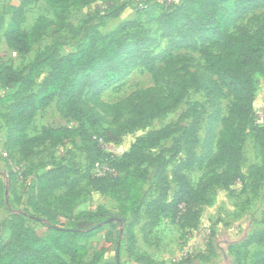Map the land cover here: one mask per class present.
<instances>
[{
	"label": "rangeland",
	"instance_id": "374dc122",
	"mask_svg": "<svg viewBox=\"0 0 264 264\" xmlns=\"http://www.w3.org/2000/svg\"><path fill=\"white\" fill-rule=\"evenodd\" d=\"M183 1L86 0L62 11L59 3L48 4L44 0H0V64L23 75L41 52L53 50L52 61L57 60L74 52L88 31L105 35L123 22L135 24L115 37L125 38L123 44L129 46L118 54L113 66L133 54L127 69L106 86H101L104 68L96 70L86 78L80 93L84 105L99 120L93 127L85 123L89 133L109 135L106 130H110L120 136L117 141L104 142L99 154L97 151L89 153L88 145L78 136H69L58 145L36 146L31 155L24 156L10 141V124L4 118L12 101L4 102L3 98L17 92L19 84L0 87L1 244L8 241L9 218L20 212H27L26 222L39 236L47 234L48 228L43 223L46 217L28 207V202L38 191V176L57 166L68 180H78L75 184L82 197L73 213L98 214L91 222L99 223L101 229L81 241L87 248L82 264L106 261L116 264H257L254 255L264 251V242L248 244V241L264 228V177L255 181L250 171L263 161L256 149L252 128L264 124V72L256 67L248 71L253 111L239 124L237 162L241 176L229 184L217 179L224 166L215 158L235 97L224 76L211 70L199 51L202 45L213 54L220 53L222 41L217 35L195 29L194 15L177 20ZM245 6L243 4L240 11L225 12L226 32L243 42H253L264 34V6L249 10L244 9ZM14 7L21 8L20 27L33 34L32 45L23 54L13 51L4 39ZM149 8H155L150 15L146 13ZM223 8L220 5L215 10L220 12ZM171 20L176 21L173 26L168 23ZM188 27L192 30L187 31ZM185 32L197 39L195 48L183 41ZM249 36L253 37L246 41ZM138 49L147 52V58L138 57ZM152 58L157 71L155 77L143 64ZM52 61L38 68L23 95L40 90ZM259 63L264 65V52ZM56 102L57 97L34 114L25 129L27 137L36 135L42 127H79L77 118L60 114ZM155 107L161 109L159 115L139 125L120 128L143 108ZM162 130L165 137L152 145L138 146L140 157L124 155L136 140L145 138L149 132ZM145 156L151 157L154 164ZM105 158L111 159L119 172L113 180H97L94 176L96 166ZM181 161L190 162L182 173L192 188L199 187V194L194 197L198 200L195 212L189 219L194 220L196 216L193 228H181L179 225L184 221L176 223L171 211L168 215L160 213V208L170 203L178 190L172 172ZM160 178L164 183H158ZM164 184L168 186V193L164 202L155 208L153 204ZM64 189H57L53 194L61 196ZM186 197L191 203L194 201ZM50 204L52 215L58 214L55 216L57 226H74L64 214L60 215L52 202ZM152 207L153 216H157L153 226L148 224V211ZM108 218L121 221L115 219L100 224ZM130 237L134 247L131 256L126 252ZM1 249L8 252L7 245ZM141 257L150 262L142 263Z\"/></svg>",
	"mask_w": 264,
	"mask_h": 264
},
{
	"label": "trees",
	"instance_id": "16d2710c",
	"mask_svg": "<svg viewBox=\"0 0 264 264\" xmlns=\"http://www.w3.org/2000/svg\"><path fill=\"white\" fill-rule=\"evenodd\" d=\"M44 1L48 4L59 3L62 7L61 10L64 11L69 6L81 4L82 1L86 0ZM243 4H246L244 9L249 10L264 6V0H184L177 16V20L188 19L193 15L196 16L194 21L195 29L217 35L218 40L222 41L220 53L213 54L202 45L199 51L207 62L208 67L224 76L235 97L232 111L226 119L225 133L219 142L218 153L215 158L217 163L221 162L224 166L223 171L217 175V179L229 184L234 183L235 179L241 176L237 162L239 124L249 117L253 111L251 79L248 71L256 67L264 72V65L259 63V58L264 52V34L253 42H243L240 38L226 32L225 19L227 17L225 12L227 10L232 12L240 11ZM220 5H223L224 8L217 12L215 8ZM154 9L149 8L146 13L150 15ZM21 17V8L14 7L10 24L4 33V39L7 46L13 51L23 54L31 47L33 34L20 27ZM160 18L162 19L163 16H160ZM175 22V20H171L168 23L173 26ZM134 26L135 24L132 21L123 22L114 31L105 35L96 33L93 30L88 31L84 35V40L74 52L57 60L52 61L53 50L41 52L30 62L28 73L25 75L21 72H15L9 66L0 64V87L19 84L17 92L4 96L3 101H12L7 107L4 118L10 124L9 139L20 148V153L24 156H29L36 146L43 144L58 145L69 136H78L85 145H88L89 153L97 151L99 154L101 146L99 139H102L103 142H113L119 139V134H113L110 130H106L109 135H92L89 133L85 123H88L89 127H93L99 120L97 115L84 105L80 93L83 90L86 78L96 70L104 68V78L101 86H106L127 69L130 61L134 58L133 54L126 55L122 61L117 62L116 66H113L118 54L125 51L129 46V44H123L126 41L125 38L119 37L116 39L115 37L121 31ZM186 30L190 31L192 27H188ZM187 33L185 32L183 41L188 46L195 48L198 42L197 39ZM252 37L249 36L246 41H249ZM136 54L138 57L146 56L147 58L148 56L147 52L140 49L137 50ZM164 55L167 58L170 57L169 53L164 52ZM49 61H52L50 73L40 90L23 95L25 88L33 81V76L38 68ZM152 61L153 58L143 64L155 77L157 75L156 65ZM136 95L140 96L141 94L136 93ZM55 97H57L56 108L60 114L77 118L80 123L79 127H42L36 135L27 137L25 129L30 124L34 114L49 104ZM160 111L159 107L143 108L137 116L124 121L120 128L126 129L139 125L149 118L159 115ZM236 124L238 125L237 128ZM252 131L256 149L263 158L262 164L252 168L250 171V175L256 181L264 177V124L262 126H254ZM163 137H165L163 130L149 132L145 138L136 140L129 152L124 155L128 158L140 157L141 155L137 151L139 145H152ZM145 157L150 164H154V160L151 157ZM101 160L114 167L116 175H94L95 178L97 180L115 179L119 173L117 167L109 158ZM189 163V161H181L175 166L172 177L177 183L178 190L173 195L171 202L164 204L160 208V213L164 215H168L169 211H171V217L176 223L184 221V223L179 225L181 228H193L196 226V216L193 218L194 220L189 219H192L191 217L195 212L194 207L198 200H195L194 197L199 194V187L196 189L192 188L186 176L182 173L189 166ZM159 167L156 175L159 173ZM59 169L60 167L56 166L38 176V191L34 195L32 194L28 202V207H31L34 211L41 212L46 217L43 223L48 228L47 234L39 236L35 228L27 224V212L12 215L7 222V244H1L0 242V264H82V260L87 254V248L81 241L101 229L98 225L99 223L92 224L91 222L98 214L87 211L79 214L73 213L77 202L82 197L81 190L75 184L78 180H68L66 176L60 174ZM160 169H162V166ZM158 183H164L163 179L160 178ZM62 187L65 188L63 195L55 196L53 194L54 191ZM160 189V196L153 204L156 206L155 208H158L159 203L164 202L168 193L166 184ZM186 196L191 199L194 198V201L191 203ZM50 202H52L54 208L58 209L57 211L61 213L60 215L64 214V217L70 223H74L73 227L66 228L56 225L55 216H58V214L54 213L52 215ZM152 210L153 207L148 211V216H150L148 224L151 226L157 223V216H153ZM40 221L43 220L40 219ZM263 242L264 228L260 232L253 234L248 244H260ZM127 243L126 252L131 256L134 249L131 237L128 238ZM6 245L8 252L5 253L1 248H6ZM254 256L257 264L264 262V251H258ZM139 260L142 263L150 262L148 258L143 257L139 258ZM101 264L116 263L106 261Z\"/></svg>",
	"mask_w": 264,
	"mask_h": 264
},
{
	"label": "built area",
	"instance_id": "2783aa9c",
	"mask_svg": "<svg viewBox=\"0 0 264 264\" xmlns=\"http://www.w3.org/2000/svg\"><path fill=\"white\" fill-rule=\"evenodd\" d=\"M99 142H100L101 146L104 143L102 139H99ZM105 174L116 175V171H115L114 167L110 166L106 162H103L102 164L96 166L95 175L96 176H102Z\"/></svg>",
	"mask_w": 264,
	"mask_h": 264
},
{
	"label": "water",
	"instance_id": "95a60500",
	"mask_svg": "<svg viewBox=\"0 0 264 264\" xmlns=\"http://www.w3.org/2000/svg\"><path fill=\"white\" fill-rule=\"evenodd\" d=\"M115 219L118 220V221H121L119 218H108V219L104 220L103 222H101L100 224L108 223V222H111V221H113Z\"/></svg>",
	"mask_w": 264,
	"mask_h": 264
},
{
	"label": "crops",
	"instance_id": "0c3cea01",
	"mask_svg": "<svg viewBox=\"0 0 264 264\" xmlns=\"http://www.w3.org/2000/svg\"><path fill=\"white\" fill-rule=\"evenodd\" d=\"M46 235V234H45Z\"/></svg>",
	"mask_w": 264,
	"mask_h": 264
}]
</instances>
